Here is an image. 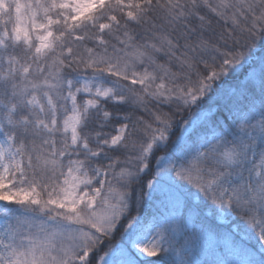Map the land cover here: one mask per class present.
<instances>
[{"label": "snow or ice", "instance_id": "snow-or-ice-1", "mask_svg": "<svg viewBox=\"0 0 264 264\" xmlns=\"http://www.w3.org/2000/svg\"><path fill=\"white\" fill-rule=\"evenodd\" d=\"M0 264H264V0H0Z\"/></svg>", "mask_w": 264, "mask_h": 264}, {"label": "rangeland", "instance_id": "rangeland-1", "mask_svg": "<svg viewBox=\"0 0 264 264\" xmlns=\"http://www.w3.org/2000/svg\"><path fill=\"white\" fill-rule=\"evenodd\" d=\"M218 211V210H217ZM210 215L213 216L212 211H209ZM217 218V220L222 224H228L229 223V217L224 216H214ZM184 241L180 240L179 244H182ZM179 244H177V248L179 249ZM190 258L193 259H206V260H212L214 258V255L211 250L204 249L202 247H196L194 248L193 253L191 254Z\"/></svg>", "mask_w": 264, "mask_h": 264}, {"label": "trees", "instance_id": "trees-1", "mask_svg": "<svg viewBox=\"0 0 264 264\" xmlns=\"http://www.w3.org/2000/svg\"><path fill=\"white\" fill-rule=\"evenodd\" d=\"M260 54H261V53H259V52L257 53V55H260ZM209 211H211V208L206 209L207 215H208V217H209L210 220H212L214 223H218V224H220V225H222V226H224V227H227V226H228V224H222V223H220V222L217 220L216 217L210 215ZM230 219H232V218L229 217V221H230ZM111 243H112L113 245H117V244L120 243V234H119V233H117L116 238H115Z\"/></svg>", "mask_w": 264, "mask_h": 264}]
</instances>
